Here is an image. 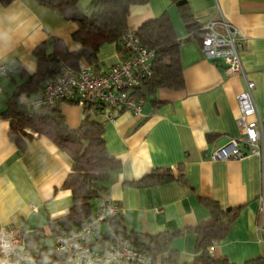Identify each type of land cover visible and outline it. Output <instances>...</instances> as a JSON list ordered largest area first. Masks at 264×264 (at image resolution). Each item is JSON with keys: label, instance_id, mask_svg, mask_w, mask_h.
I'll use <instances>...</instances> for the list:
<instances>
[{"label": "crops", "instance_id": "0c3cea01", "mask_svg": "<svg viewBox=\"0 0 264 264\" xmlns=\"http://www.w3.org/2000/svg\"><path fill=\"white\" fill-rule=\"evenodd\" d=\"M76 4L83 14L92 10L91 0H76ZM187 5L199 24L223 17L240 31V60L246 78L254 84V102L264 129V0H187ZM163 12L176 38L186 39L179 48L183 88L158 89L143 102L139 115L106 108L94 115L103 126L108 154L119 163L106 184V196L119 206L127 231L148 236L178 233L171 247L183 263L194 257L197 237L193 229L209 220V205L237 209L228 233L209 248L210 256L232 264L264 261L260 159L249 154L239 160L208 159L214 149L240 137L237 96L245 89L244 79L226 74L222 64L203 56L199 41L187 32L171 0L131 6L128 29L137 30ZM75 31L74 23L38 0H0V66L14 64L12 72L0 78V226H21L28 239L40 230L49 245L55 238L50 224L65 216L72 204L70 191L63 187L71 161L50 140L36 134L18 150L8 138L10 124L2 113L25 76L35 73L33 51L52 39L76 51L80 46L71 38ZM124 57L123 49L104 44L96 64L80 61L79 65L105 72ZM41 92L20 99L31 105ZM58 108L67 125L77 129L82 108L65 102ZM239 149L247 151L243 145ZM164 168L177 179L151 186L137 184ZM108 231V223L100 224L90 244L102 242Z\"/></svg>", "mask_w": 264, "mask_h": 264}, {"label": "trees", "instance_id": "16d2710c", "mask_svg": "<svg viewBox=\"0 0 264 264\" xmlns=\"http://www.w3.org/2000/svg\"><path fill=\"white\" fill-rule=\"evenodd\" d=\"M38 1L76 25V31L71 38L80 47L76 51H69L59 39H52L38 46L33 51L37 64L35 73L25 76V81L16 87L6 102L2 116L9 120L8 138L18 150H23L32 139V134H36L50 140L71 161V170L63 187L70 191L72 204L65 216L50 224L56 237L78 228L83 221L90 219L98 201L108 197L106 184L111 172L118 168L119 163L108 154L103 126L94 117L102 114L105 107L100 110L96 104L83 100L82 121L77 129H72L67 125L58 105L34 108L21 101L20 96L41 91L46 80L57 76L61 64L72 69H77L80 61H85L89 65L96 64L97 52L104 44L113 43L118 51H121L123 48L120 38L128 29L130 7L145 5L150 0H91L92 10L89 14H83L78 10L76 0ZM171 3L178 10L187 32L194 34L200 44L202 24L193 19L187 0H171ZM136 33L141 45L153 51V60L150 75L130 92V96L144 102L154 97L160 88L181 90L183 78L179 48L186 39L176 38L168 14L163 12L155 19L143 23ZM65 103L76 104V101ZM90 111L92 113H89ZM176 179L169 168H164L150 173L137 184L151 186ZM208 210L209 220L193 229L197 240L194 257L190 263L181 262L178 253L171 247L172 239L178 233L148 236L127 231L121 215L113 216L104 222L108 223L109 231L103 235L102 242L97 240L93 246L105 248L115 240H126L132 248L148 254L151 257L150 264H232L223 258H212L209 248L228 233L238 211L230 208L221 209L214 203L209 205ZM25 243L27 250L38 262L70 264L64 254L58 253L51 244L49 245L40 230H36L30 239L26 234ZM103 264L136 263L120 261ZM245 264H264V261L256 259Z\"/></svg>", "mask_w": 264, "mask_h": 264}, {"label": "built area", "instance_id": "2783aa9c", "mask_svg": "<svg viewBox=\"0 0 264 264\" xmlns=\"http://www.w3.org/2000/svg\"><path fill=\"white\" fill-rule=\"evenodd\" d=\"M200 49L203 56L214 64H222L228 75L241 76L245 89L237 96L239 116L236 124L239 138L214 149L208 159L227 161L243 159L248 154L260 159V212L264 213V129L253 97V82L249 81L241 64L239 50L243 44L240 31L229 25L222 17L208 20L201 26ZM125 57L105 72H95L79 65L72 69L65 64L54 79L46 80L41 94L31 101L34 108L50 107L67 101H76L79 107L88 100L107 111L122 110L139 115L142 100L134 99L130 92L150 75L153 51L141 45L136 30L127 29L120 38ZM14 69V64L0 66V78L6 77ZM110 117V116H109ZM253 117V119H249ZM243 145L246 152L241 151ZM121 215L119 206L109 197L102 198L95 205L92 217L69 232L61 233L53 239L52 246L65 255L70 264H103L127 262L150 264L151 257L130 246L126 240H115L108 247L90 244L97 227L109 218ZM264 235V225L261 228ZM25 232L21 226H0V261L3 264H56L38 262L27 250ZM264 241V240H262Z\"/></svg>", "mask_w": 264, "mask_h": 264}, {"label": "clouds", "instance_id": "9594fccd", "mask_svg": "<svg viewBox=\"0 0 264 264\" xmlns=\"http://www.w3.org/2000/svg\"><path fill=\"white\" fill-rule=\"evenodd\" d=\"M0 264H3V261H0Z\"/></svg>", "mask_w": 264, "mask_h": 264}, {"label": "water", "instance_id": "95a60500", "mask_svg": "<svg viewBox=\"0 0 264 264\" xmlns=\"http://www.w3.org/2000/svg\"><path fill=\"white\" fill-rule=\"evenodd\" d=\"M100 110H102V107H100Z\"/></svg>", "mask_w": 264, "mask_h": 264}]
</instances>
